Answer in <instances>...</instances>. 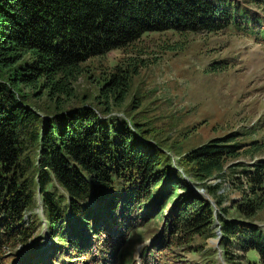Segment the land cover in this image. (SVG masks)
Listing matches in <instances>:
<instances>
[{
  "label": "trees",
  "instance_id": "obj_1",
  "mask_svg": "<svg viewBox=\"0 0 264 264\" xmlns=\"http://www.w3.org/2000/svg\"><path fill=\"white\" fill-rule=\"evenodd\" d=\"M251 3L264 9V0ZM251 15L238 0H0V264H135L122 243L160 221L145 264H169L174 248L216 264L217 251L206 247L218 228L227 264L235 248L264 264V227L256 224L264 160L239 162L264 154V143L246 148L231 134L178 154L174 165L144 126L112 116L139 73L134 60L104 81L97 112L67 108L92 59L153 33L237 26L264 37V18ZM231 189L243 198L224 207ZM38 202L55 242L49 255L36 237Z\"/></svg>",
  "mask_w": 264,
  "mask_h": 264
},
{
  "label": "rangeland",
  "instance_id": "obj_2",
  "mask_svg": "<svg viewBox=\"0 0 264 264\" xmlns=\"http://www.w3.org/2000/svg\"><path fill=\"white\" fill-rule=\"evenodd\" d=\"M238 1L255 19L264 18V9L253 5L251 0ZM130 60L139 64V73L132 77L124 106L113 110L112 116L144 126L143 130L150 132L148 141L165 150L174 165L180 159L178 154H187L231 134H236L237 143L246 148L252 142L264 143V37L237 26L217 34L146 35L125 50L112 51L89 61L86 72L75 84L76 96L67 108L86 106L97 112L99 89L104 81L114 68L121 65L125 68ZM38 105L45 106L46 102ZM262 160L264 154L255 159L243 157L239 162L251 166ZM218 182L212 179L209 184ZM193 189L199 194L204 190L210 197L204 188L197 189L194 185ZM227 192L224 207L243 198L242 192L236 189ZM35 213L42 223L36 237L47 239L40 249L48 252L45 245L48 241L52 245L55 242L47 235L40 202ZM235 216L232 211L229 213L230 218ZM259 218L256 224L264 226V213ZM160 224L161 221L132 231L124 243L121 242V254L136 256L156 235ZM209 248L217 254L221 252L216 239L207 241L206 250ZM234 252V264H259L255 252H248L245 257L237 248ZM172 253L169 264H208L203 257L177 248L172 249ZM162 256L165 255L162 253ZM211 260L222 264L218 255Z\"/></svg>",
  "mask_w": 264,
  "mask_h": 264
},
{
  "label": "water",
  "instance_id": "obj_3",
  "mask_svg": "<svg viewBox=\"0 0 264 264\" xmlns=\"http://www.w3.org/2000/svg\"><path fill=\"white\" fill-rule=\"evenodd\" d=\"M201 193H203V195L206 196L207 199L209 198V199H208L209 202H211L212 204H214L213 200H212L209 196H207V195L205 194V191H204V190H202ZM217 236H221V231H220L219 228L217 229ZM218 242H220V237H218V238L216 239V243H218Z\"/></svg>",
  "mask_w": 264,
  "mask_h": 264
}]
</instances>
